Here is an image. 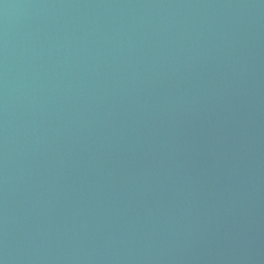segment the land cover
<instances>
[{
  "label": "water",
  "instance_id": "95a60500",
  "mask_svg": "<svg viewBox=\"0 0 264 264\" xmlns=\"http://www.w3.org/2000/svg\"><path fill=\"white\" fill-rule=\"evenodd\" d=\"M0 264H264V0H0Z\"/></svg>",
  "mask_w": 264,
  "mask_h": 264
}]
</instances>
